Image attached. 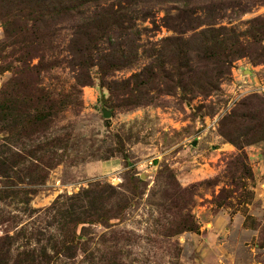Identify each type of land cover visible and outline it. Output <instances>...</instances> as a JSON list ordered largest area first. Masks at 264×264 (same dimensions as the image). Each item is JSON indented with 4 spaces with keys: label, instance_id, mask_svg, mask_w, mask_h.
I'll list each match as a JSON object with an SVG mask.
<instances>
[{
    "label": "rangeland",
    "instance_id": "1",
    "mask_svg": "<svg viewBox=\"0 0 264 264\" xmlns=\"http://www.w3.org/2000/svg\"><path fill=\"white\" fill-rule=\"evenodd\" d=\"M219 263L264 264V0H0V264Z\"/></svg>",
    "mask_w": 264,
    "mask_h": 264
},
{
    "label": "crops",
    "instance_id": "2",
    "mask_svg": "<svg viewBox=\"0 0 264 264\" xmlns=\"http://www.w3.org/2000/svg\"><path fill=\"white\" fill-rule=\"evenodd\" d=\"M209 221L208 222L212 226L211 232H212L214 238L212 237V238H210V240L208 239V246L209 245L210 246L207 249L213 250V253L217 251L215 259H217L219 261L220 260L224 261L225 259H228V260L230 259V261H232L233 255L231 256L230 252L229 253H228V251H227V253L225 251L220 252L221 251L220 249L223 247V244H224L223 241L224 240L215 238L216 236L218 237L219 234L225 236V233L227 231V226L231 223V219L229 220V218L227 217L226 211H219L218 213H215L214 215H212L211 220H209ZM201 228H203V227H201ZM207 252L210 253L209 251H207ZM221 255L223 256V258L220 257Z\"/></svg>",
    "mask_w": 264,
    "mask_h": 264
},
{
    "label": "trees",
    "instance_id": "3",
    "mask_svg": "<svg viewBox=\"0 0 264 264\" xmlns=\"http://www.w3.org/2000/svg\"><path fill=\"white\" fill-rule=\"evenodd\" d=\"M72 51H73V55H77L78 54V52L76 50H73V48H72ZM79 57L80 56L77 55V58H75L76 61H77V62H75V64L76 65H82V66L85 65V60H81ZM73 61H74V58H73ZM86 62H87V58H86ZM187 228H188V230H193V231L198 230L197 226H193L191 224L188 225Z\"/></svg>",
    "mask_w": 264,
    "mask_h": 264
},
{
    "label": "water",
    "instance_id": "4",
    "mask_svg": "<svg viewBox=\"0 0 264 264\" xmlns=\"http://www.w3.org/2000/svg\"><path fill=\"white\" fill-rule=\"evenodd\" d=\"M104 115H107L106 112L104 113Z\"/></svg>",
    "mask_w": 264,
    "mask_h": 264
}]
</instances>
